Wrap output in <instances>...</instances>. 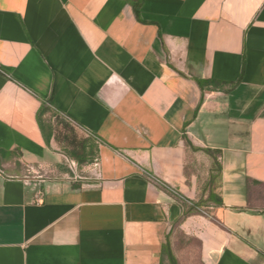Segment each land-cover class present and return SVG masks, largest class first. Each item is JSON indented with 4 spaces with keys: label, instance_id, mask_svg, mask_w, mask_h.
<instances>
[{
    "label": "crops",
    "instance_id": "0c3cea01",
    "mask_svg": "<svg viewBox=\"0 0 264 264\" xmlns=\"http://www.w3.org/2000/svg\"><path fill=\"white\" fill-rule=\"evenodd\" d=\"M44 108L97 143L90 183ZM174 230L264 264V0H0V264H172Z\"/></svg>",
    "mask_w": 264,
    "mask_h": 264
},
{
    "label": "rangeland",
    "instance_id": "374dc122",
    "mask_svg": "<svg viewBox=\"0 0 264 264\" xmlns=\"http://www.w3.org/2000/svg\"><path fill=\"white\" fill-rule=\"evenodd\" d=\"M46 125H50L55 135V144L62 155L66 157L64 168L70 171V168L76 174L75 185H86L95 177L97 160L94 159L90 164H78L72 160L65 150L72 151L74 146L82 143L91 144V137L67 122L62 117L53 113L50 108H44L41 116ZM197 154L196 163L199 166L200 173L207 169V165ZM67 177V176H63ZM207 211V210H205ZM172 244L177 256V264H203L201 253V240L195 236H188L179 230H174L172 234Z\"/></svg>",
    "mask_w": 264,
    "mask_h": 264
},
{
    "label": "trees",
    "instance_id": "16d2710c",
    "mask_svg": "<svg viewBox=\"0 0 264 264\" xmlns=\"http://www.w3.org/2000/svg\"><path fill=\"white\" fill-rule=\"evenodd\" d=\"M42 111L40 112V122H41V116ZM54 113V112H53ZM56 114V113H55ZM57 115V114H56ZM59 116V115H58ZM65 120V119H64ZM68 122V121H67ZM70 123V122H69ZM42 126L44 127L45 131L47 130V134L49 137H53L55 141V135L53 132V129L50 125H46L42 123ZM192 150H196L194 147H191ZM66 154L77 162L78 164H84L87 165L90 164L94 159L97 160L98 158V146L97 143L91 138V144L82 143L81 145L74 146V149L72 151L65 150ZM206 154H214L216 151L211 150H205ZM219 170H220V164L216 161H214L212 165V174H209V177L204 181L202 185L201 194L199 196V199L197 202H192L193 206L196 207H209V206H218L219 203V192H218V183H219ZM79 187L80 185H74V187ZM196 207H193V211L190 213H198L199 211L196 209ZM172 264H177L176 261H173Z\"/></svg>",
    "mask_w": 264,
    "mask_h": 264
},
{
    "label": "built area",
    "instance_id": "2783aa9c",
    "mask_svg": "<svg viewBox=\"0 0 264 264\" xmlns=\"http://www.w3.org/2000/svg\"><path fill=\"white\" fill-rule=\"evenodd\" d=\"M97 165V164H96Z\"/></svg>",
    "mask_w": 264,
    "mask_h": 264
}]
</instances>
